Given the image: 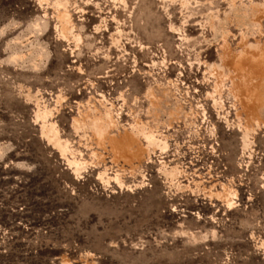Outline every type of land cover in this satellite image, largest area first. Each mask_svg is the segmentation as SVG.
I'll use <instances>...</instances> for the list:
<instances>
[{"label":"rangeland","instance_id":"374dc122","mask_svg":"<svg viewBox=\"0 0 264 264\" xmlns=\"http://www.w3.org/2000/svg\"><path fill=\"white\" fill-rule=\"evenodd\" d=\"M0 264H264V0H0Z\"/></svg>","mask_w":264,"mask_h":264},{"label":"bare ground","instance_id":"6f19581e","mask_svg":"<svg viewBox=\"0 0 264 264\" xmlns=\"http://www.w3.org/2000/svg\"><path fill=\"white\" fill-rule=\"evenodd\" d=\"M45 128H46V124H45ZM56 133H57V132H56ZM58 134H59V133H58ZM50 141H51V139H50ZM58 145H59V148H61L62 145H60V143H58ZM61 149H62V152H65L63 147H62ZM76 161H77V160H76ZM76 161H75V162H76ZM75 162H74V163H75ZM71 165H72V163H71ZM73 165H74V164H73ZM78 167H80V166L77 165V168H78ZM77 168H76V169H77ZM78 169H79V168H78ZM80 170H81V168H80ZM76 172H77V171H76ZM79 172H80V171H79ZM79 172H78V173H79Z\"/></svg>","mask_w":264,"mask_h":264}]
</instances>
